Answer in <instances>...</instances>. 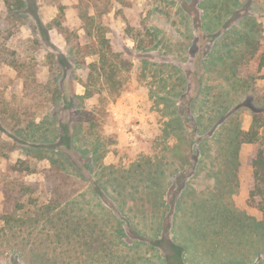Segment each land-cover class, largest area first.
I'll list each match as a JSON object with an SVG mask.
<instances>
[{
    "label": "rangeland",
    "instance_id": "obj_1",
    "mask_svg": "<svg viewBox=\"0 0 264 264\" xmlns=\"http://www.w3.org/2000/svg\"><path fill=\"white\" fill-rule=\"evenodd\" d=\"M18 1L0 0V264H166L168 250L133 240L112 209L147 237L173 226L174 236L189 239L188 264H264V212L251 200L247 164L258 145L242 147L237 193L216 184L226 166L212 157L187 176V191L168 194L179 172L191 174L173 151L179 142L176 123L169 124L178 105L195 102L190 115L206 124L234 54H246L237 64L241 76L264 77V0H230L223 16L210 8L217 0H27L36 16ZM250 19L259 32L248 49L239 37ZM146 30L156 42L141 52L133 35ZM107 41L111 51L101 44ZM94 50L106 52L107 62L85 95L78 64L99 63ZM256 83L263 93L264 79ZM240 120L248 131L250 112ZM64 124L80 125L71 149L59 148L82 171L67 164L56 177L47 158L57 152L48 147L60 143ZM29 186L37 189L25 193ZM58 186L66 197L60 202ZM173 199L184 200L179 211Z\"/></svg>",
    "mask_w": 264,
    "mask_h": 264
},
{
    "label": "trees",
    "instance_id": "obj_2",
    "mask_svg": "<svg viewBox=\"0 0 264 264\" xmlns=\"http://www.w3.org/2000/svg\"><path fill=\"white\" fill-rule=\"evenodd\" d=\"M210 1V0H209ZM233 4L236 2L233 0ZM18 6L20 10H25L27 14H35L37 15V11H32L29 6V2L27 0H19ZM230 0H217L211 4L212 10H218L223 15H226L225 10L230 8ZM217 8V9H216ZM230 13L232 10H229ZM228 15V14H227ZM249 30L251 29L252 34H249V30L246 31V35H242L239 37V42L244 43L248 49L253 46V43H257L258 40L254 35L259 32L256 28L252 27L254 23L253 19L249 20ZM155 33L150 30H146L144 33L139 32L137 35H133L135 38V42L137 43V48L141 52H150L153 50L156 37ZM105 46V49L111 51L112 48L110 43L104 42L101 43ZM89 54L99 55L100 62L99 63H90L86 62L82 64H78V66L83 69L84 76L86 77L83 86L86 88L85 95H92V90L88 84V80L93 78L94 72L104 70V66L107 62L106 52L94 50ZM246 54H234L231 58L233 62L227 66L225 71L226 75H222L224 85L220 88V93H218L215 97V102L212 103V113L206 122V124L202 123V116L198 115L197 118H194L193 115H190L196 112V104L195 102L187 103V105L177 107V110H174L173 113L176 114L174 119H171L169 127L172 126L173 123H176V126L172 127V132L178 139L179 145L177 148L173 149L175 153L182 156L181 160L188 165L191 169V174H188L187 171L179 172L175 177V181L171 183L170 197L175 196L176 198L180 196L184 191L189 189V184L187 183V176L190 178L191 176H196V174L203 170L204 167L208 164L206 163V159L212 160V163H219V167L221 165H225L226 168L224 170L218 169L215 173V179L217 181L216 184L226 183L229 188H234L236 193L239 190V180H238V171L240 169V161L239 156L242 150V147L245 144H255L258 145L259 148L255 156L249 157L248 164L253 167V188L251 190V200L257 199V205L261 211H264V145L263 138L261 136L260 130L264 128V91L263 93L258 90L257 83L258 80L264 79V77H256L255 75H249L247 77L241 76L239 73V67L237 64L242 61L243 57ZM254 55V54H253ZM65 63V61H64ZM259 68L264 69V53L259 57ZM210 90V89H208ZM71 97H67V104H72L73 100ZM206 106L205 103L201 106ZM217 106V107H216ZM216 107V108H214ZM77 108V107H76ZM200 109V111H201ZM245 111H249L252 116V124L248 131L244 130L241 125L240 117ZM79 114V112H78ZM191 132L186 130L185 123L191 122ZM73 123L71 126H74ZM71 126L63 125L61 128L59 144L55 143V146L48 147V150L53 152H57V155L50 156L47 159L54 165V168L51 169V172H55L56 177H61L63 175V171L65 165H69L80 173L82 169L78 165L75 164L74 160L69 154H66L65 151L60 150V146H63L66 151H69L73 146L74 141L80 135L81 132L80 125L74 127V131L71 130ZM78 139V138H77ZM212 140L215 146L209 143ZM96 147V150L103 148V145H100L98 141L93 142ZM35 149H46L45 147L35 146ZM75 154L77 152L73 151ZM98 151H95L96 154ZM94 161V160H93ZM96 162L98 161L95 160ZM94 161V162H95ZM91 162V160H89ZM210 164V163H209ZM57 166L59 168H57ZM57 168V169H56ZM223 173H227L223 175ZM156 187H161L160 183L155 184ZM24 192L28 191L29 193H33L37 188L32 189L31 186L28 188H23ZM56 192L54 196L57 197L56 201H61V199L66 198L60 189V186L56 188ZM91 192L99 198L105 200L103 192L99 189L98 186L92 187ZM184 200L173 199L168 203L171 208H174V212L179 211L182 206ZM71 205H74L76 202L73 200L68 202ZM67 203V204H68ZM76 206V205H74ZM115 214V219L117 221H121L120 229H126V225L128 230L127 234L131 236V238L135 241H140L148 244L153 249L157 248H165L168 250L167 252V260L166 264H188L186 261V253H187V245L186 243L189 241L188 238H179L174 236L173 234V226L167 225L164 229L163 234L156 235V237H147L142 234L138 228L133 224V221L130 217L126 216V214H121L122 212H118L112 209ZM166 231V232H165ZM119 235H125L123 230L118 232ZM183 239V240H182Z\"/></svg>",
    "mask_w": 264,
    "mask_h": 264
},
{
    "label": "crops",
    "instance_id": "obj_3",
    "mask_svg": "<svg viewBox=\"0 0 264 264\" xmlns=\"http://www.w3.org/2000/svg\"><path fill=\"white\" fill-rule=\"evenodd\" d=\"M248 160H249V158H248ZM247 164H248V162H247ZM247 164H243V167H242V169H243V171L244 172H246V171H248V169H249V172H250V176H252L253 174H254V169H253V167H251L249 164H248V169H246L247 168ZM253 170V172L251 173V171ZM262 212H264V211H262ZM264 221V220H263ZM179 238H181V236H179Z\"/></svg>",
    "mask_w": 264,
    "mask_h": 264
}]
</instances>
